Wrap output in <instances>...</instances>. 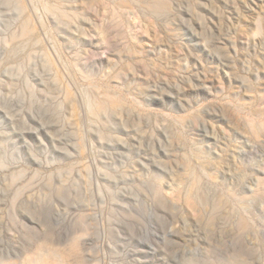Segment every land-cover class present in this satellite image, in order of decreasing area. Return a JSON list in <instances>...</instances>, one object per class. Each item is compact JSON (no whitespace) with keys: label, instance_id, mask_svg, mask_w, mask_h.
Instances as JSON below:
<instances>
[{"label":"rangeland","instance_id":"obj_1","mask_svg":"<svg viewBox=\"0 0 264 264\" xmlns=\"http://www.w3.org/2000/svg\"><path fill=\"white\" fill-rule=\"evenodd\" d=\"M0 264H264V0H0Z\"/></svg>","mask_w":264,"mask_h":264}]
</instances>
